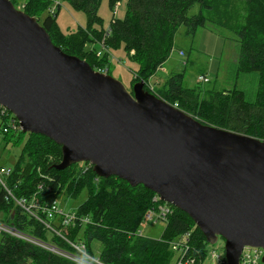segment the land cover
<instances>
[{
  "label": "water",
  "instance_id": "1",
  "mask_svg": "<svg viewBox=\"0 0 264 264\" xmlns=\"http://www.w3.org/2000/svg\"><path fill=\"white\" fill-rule=\"evenodd\" d=\"M55 46L34 17L0 0V106L23 133L61 147L57 170L86 162L184 212L226 264L264 251V141L203 123ZM264 264V254L261 259Z\"/></svg>",
  "mask_w": 264,
  "mask_h": 264
},
{
  "label": "trees",
  "instance_id": "2",
  "mask_svg": "<svg viewBox=\"0 0 264 264\" xmlns=\"http://www.w3.org/2000/svg\"><path fill=\"white\" fill-rule=\"evenodd\" d=\"M65 1L86 14V28L60 33L56 24L60 5L53 14L48 12L52 0H25L21 10L38 21L55 46L68 55L85 60L95 71L106 70L109 75V57L106 53L98 57L95 49H85V44H98L103 40L107 50L121 45L136 65L132 85L144 81V89L150 93L146 83L169 58L180 26H184L190 36L207 24L233 33L239 48L234 66L235 84L230 91L210 90L203 95L197 89L199 86L186 87L182 72L171 74L163 87L152 94L203 123L264 141V0H242L244 16L241 22L236 17L234 0H127L124 17H113L106 30L98 15L101 0ZM119 1L108 0L109 7L113 9ZM194 5H198V13L188 15ZM45 11L47 15L40 22V15ZM0 118V132L5 144L17 145L22 136H28L6 178V184L16 198L36 194L41 202L51 203L61 191L72 199H76L83 189L87 192L85 200L73 211L78 216H88L92 223L87 224L83 232L79 225L69 228L68 240L82 241L91 255V242L97 240L101 245L98 256L106 264H172L175 257L168 242L190 232L191 246L201 258L206 256L208 243L184 212L171 206L173 213L158 241L135 236L133 233L143 214L153 206V192L142 185L132 187L115 176L98 177L86 162L57 170L55 166L62 157L59 145L39 134L11 129L4 132L8 118ZM0 222L60 249L72 250L33 216L20 210L1 186ZM0 264L76 263L1 233Z\"/></svg>",
  "mask_w": 264,
  "mask_h": 264
},
{
  "label": "rangeland",
  "instance_id": "3",
  "mask_svg": "<svg viewBox=\"0 0 264 264\" xmlns=\"http://www.w3.org/2000/svg\"><path fill=\"white\" fill-rule=\"evenodd\" d=\"M242 0H234L237 13V20L241 22L244 16V5ZM127 0H120L116 8L111 9L108 0H101L98 7V15L102 18L103 29H108L111 19L123 18L126 11ZM13 3V2H12ZM60 5L56 16L57 27L62 34H68L86 28L87 16L83 11L73 9L65 0H56ZM25 0H15L14 6H24ZM17 5V6H16ZM23 8V7H22ZM21 8V9H22ZM18 9V8H17ZM20 10V9H19ZM22 11V10H21ZM199 11L198 5H194L188 12V15H195ZM47 15V11L40 15V22ZM103 43V40L98 44ZM98 44H85V49L92 47L96 52L107 54L109 62L107 68L109 75L120 81L129 91L132 89L133 70L136 65L131 62L129 57L123 52L120 45L117 49L103 50ZM238 43L236 36L215 25L207 24L203 28H198L193 36L186 34V28L180 26L175 34L174 47L167 61L153 76L154 80L146 83V87L152 93L161 89L171 74L184 73V84L188 88H194L206 95L208 91H230L235 84L234 65L238 56ZM184 52V56H180L178 51ZM102 54V55H103ZM186 62V65H184ZM219 67L218 71L216 68ZM200 75H206L209 82L197 83L196 78ZM151 80V79H150ZM2 119L0 118V124ZM8 120H6L7 122ZM27 134L22 136L21 143L13 145V143H4L0 132V168L12 169L22 148L27 140ZM87 197V192L83 189L80 191L76 199L67 197L64 191H61L57 198V206L64 212L75 210L80 203ZM5 224V223H4ZM7 225V224H6ZM9 226V225H8ZM164 223H149L142 231L146 238L160 240V236L164 231ZM86 228V224L82 226L81 232ZM16 238V237H15ZM101 245L97 240L91 242V251L95 257H98ZM207 251H217L220 255H224V240L218 238L214 244H207ZM175 259V258H174ZM174 259L171 262L174 263Z\"/></svg>",
  "mask_w": 264,
  "mask_h": 264
},
{
  "label": "built area",
  "instance_id": "4",
  "mask_svg": "<svg viewBox=\"0 0 264 264\" xmlns=\"http://www.w3.org/2000/svg\"><path fill=\"white\" fill-rule=\"evenodd\" d=\"M10 1L14 2L15 0ZM57 5L56 0H52V5L48 8V12L53 14L56 11ZM22 7L23 5L15 8L21 10ZM116 7L117 5L114 8ZM98 45L103 50H106L104 42ZM102 54V52H96L98 57L102 56ZM179 55L184 56V52L179 51ZM99 72L106 73V70ZM196 82L200 85V83L209 82V79L204 75H200L196 78ZM173 106L176 107V105ZM1 116H6V118H8V126L3 128L4 132L10 129L13 131L20 130L17 119L2 106H0V117ZM89 166L91 165L89 164ZM10 173L11 169L0 168V186L5 190L6 196L10 198L24 213L33 216L48 232L64 240L72 250L67 251L60 249L49 242H44L18 232L13 227L2 222H0V235L1 233H6L18 239L25 240L56 255L69 259L76 264H106L99 258V256L95 257L94 255H91L88 252L85 243L82 241L72 242L67 238L69 228L74 227L75 225L83 226L84 224L87 225L92 223L88 216H78L74 211L64 212L57 206L56 200L51 203H43L39 200L36 194H33L29 198H16L6 184V178L10 176ZM152 203L153 206L145 211L138 229L133 233L137 237L146 238L143 236L142 230L149 223L156 224L160 221L166 225L168 218L173 213L171 205L163 202L157 194L153 196ZM55 222L57 223V226L54 225ZM168 246L175 257L173 264H226L224 255H220L215 250L210 252L207 251L206 256L201 258L197 251L194 250L193 246H191L190 232H186L175 239L170 240ZM263 254L264 251L261 248L245 246L242 249L239 258V264H262L261 259Z\"/></svg>",
  "mask_w": 264,
  "mask_h": 264
},
{
  "label": "crops",
  "instance_id": "5",
  "mask_svg": "<svg viewBox=\"0 0 264 264\" xmlns=\"http://www.w3.org/2000/svg\"><path fill=\"white\" fill-rule=\"evenodd\" d=\"M179 51H180V50H179ZM179 51H178V53H179ZM234 63H235V62H234ZM184 65H186V62H185ZM234 66H235V65H234ZM215 68H216V71H218L219 67H214V69H215ZM204 76H206V75H204ZM153 78H154V77L151 78V80H150V84H151L152 80H154ZM208 79H209V78H208Z\"/></svg>",
  "mask_w": 264,
  "mask_h": 264
}]
</instances>
